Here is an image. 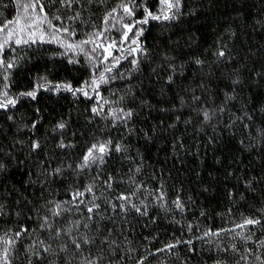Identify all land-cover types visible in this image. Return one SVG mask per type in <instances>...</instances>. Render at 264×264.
Listing matches in <instances>:
<instances>
[{"label": "snow or ice", "instance_id": "obj_1", "mask_svg": "<svg viewBox=\"0 0 264 264\" xmlns=\"http://www.w3.org/2000/svg\"><path fill=\"white\" fill-rule=\"evenodd\" d=\"M0 264H264V0H0Z\"/></svg>", "mask_w": 264, "mask_h": 264}]
</instances>
